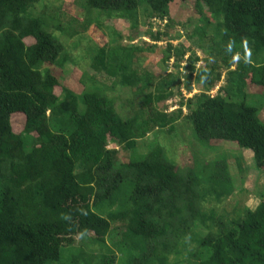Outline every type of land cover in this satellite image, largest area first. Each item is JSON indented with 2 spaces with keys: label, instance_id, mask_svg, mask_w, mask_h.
<instances>
[{
  "label": "trees",
  "instance_id": "1",
  "mask_svg": "<svg viewBox=\"0 0 264 264\" xmlns=\"http://www.w3.org/2000/svg\"><path fill=\"white\" fill-rule=\"evenodd\" d=\"M177 1L74 0L79 19L64 0H0V264H171L185 252L189 264H264V193L255 209L216 211L243 158L232 170L226 155L209 171L202 160L176 166L159 137L181 140L187 122L200 142L250 150L264 171V0H194L206 12L181 25L189 47L172 44ZM115 20L129 24L126 37ZM90 28L108 30L107 44L83 41ZM161 43L157 73L146 62ZM87 61L95 74L84 71L82 93L62 85L68 64ZM195 83L199 93L166 105ZM150 134L153 146L136 154Z\"/></svg>",
  "mask_w": 264,
  "mask_h": 264
},
{
  "label": "rangeland",
  "instance_id": "2",
  "mask_svg": "<svg viewBox=\"0 0 264 264\" xmlns=\"http://www.w3.org/2000/svg\"><path fill=\"white\" fill-rule=\"evenodd\" d=\"M46 1V0H45ZM51 1V0H50ZM63 10L66 11V13H70V15H75L77 18L81 19L84 15V11L79 9L75 4L74 0H64L63 2ZM40 10V8H36V11ZM205 10L201 11L199 8L196 7V3L194 0H180L177 1L175 4L172 5V11L171 15L175 19L176 23L179 24V26L176 27L175 32H178L181 34V39L172 42L175 47H180L181 45H184L185 47L191 46V42L188 38V35L190 34V30H184L185 28H182L186 23H189L192 26L197 25L198 18H200L202 15H205ZM143 16V15H142ZM142 27L144 25H148L147 20L142 17ZM113 24L115 27H117V30L121 32L125 37L129 33V24L121 21V20H115L113 21ZM112 24V25H113ZM157 28V26H156ZM143 29V28H142ZM108 30L98 31L95 28H90L85 34H83V41H90L91 43L103 47L108 42V36L109 33ZM177 33V34H178ZM80 37H76L72 43L75 41V47L74 51L78 50V47L80 46V41L78 40ZM145 38L140 37L134 40V43L136 45H142V42ZM146 40V39H145ZM127 42H130L127 41ZM149 42V41H148ZM159 50L157 53L152 54V57L147 60L146 65L148 67L157 72L160 73L163 71L162 65L160 64V60L163 57V53H161V50H164L166 47L165 43L159 44ZM82 49L79 48L77 53H81ZM202 58V56H200ZM89 61L87 62H81V65H75L74 63L68 64L67 72L65 76L61 78L62 85L67 86L68 88H71L76 93H82L83 91V73L85 70L91 73V75H94L95 72L88 66ZM186 62H183L181 65V69L179 71L181 74L188 73L187 70L184 68L186 66ZM167 70H174V61L171 60L170 63L167 65ZM201 64H198V67H200ZM186 70V71H185ZM59 74V73H58ZM62 76V75H61ZM97 81L106 85L110 86L109 78L106 75L99 74L97 76ZM184 83V81H182ZM224 85L223 78L218 83V87H221ZM217 88H215L210 94L214 95L217 92ZM200 90H202V85L195 83L193 85V90L191 93H187L185 88H182L181 93H177L172 97L171 100H169L166 105L172 106V108H179V103L188 100L189 98H192L195 94L199 93ZM118 95H122V97L129 98L131 93L130 90L127 88H123L122 90H118ZM175 92V91H174ZM248 93L251 94L253 97V102H256L257 105L261 103V99L256 96V93H259L256 88H249ZM114 96V95H113ZM118 107V105H117ZM161 108V106H160ZM119 112H121V109L118 107ZM186 109H184V115L186 114ZM260 117L264 121V106L262 105L261 111H260ZM179 133L181 134V140H177V137H174L171 139L170 133H164V135H159V137L164 136V148L167 151L168 159L171 161H174L176 163V166H179L180 164L186 165L187 163H193L198 164L199 167H202L201 164L204 163H197L199 160H202L204 162H207L208 166L207 171H209V163H212L214 160L221 161L224 156H227V162L229 164V169L232 170V168H238L237 166V158L241 156L243 159L240 164L243 165V170L238 171L237 170V177L235 175H231L235 177V180L232 184L231 190L226 188H220V192H223L225 195L224 200L220 201L217 200V209L216 211L218 213H227L231 212L233 209L237 207V202H239V206L241 208L247 207L250 209H255L257 205L260 203L261 200V194L264 193V171L260 170L256 162L254 160V155L250 150H244L238 148L237 145L232 144L230 142H226L224 140L220 139H210L209 144H205L203 142H200L197 140L194 135L191 132L190 124L187 122H183L179 126ZM157 135L150 134L145 139H142L139 141L138 144V151L136 154H146L151 146H153V143H155V140ZM170 138L171 142L167 139ZM116 144L112 143L109 147L110 148H116ZM195 147L197 150V156L195 158V152L192 150V147ZM169 147V149H167ZM194 154V155H193ZM134 156V155H133ZM132 156V157H133ZM197 161V162H196ZM232 167V168H231ZM179 170L182 171V169L179 167ZM229 174V175H230ZM242 189V190H241ZM75 246L72 248H67L69 250L77 251V248L82 246V242H80V239H76ZM97 247V246H96ZM67 249L64 250L63 253V260L64 258H68L71 255L73 251L69 253L67 252ZM119 254H121L119 252ZM189 261H192V259H188L186 257V252L184 255L180 257H176V255L172 254L170 256V263L171 264H189Z\"/></svg>",
  "mask_w": 264,
  "mask_h": 264
}]
</instances>
